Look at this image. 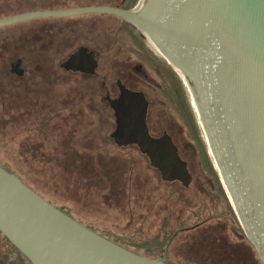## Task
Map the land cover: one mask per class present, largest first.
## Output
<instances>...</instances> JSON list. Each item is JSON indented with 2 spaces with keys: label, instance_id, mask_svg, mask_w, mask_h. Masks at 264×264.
<instances>
[{
  "label": "water",
  "instance_id": "water-1",
  "mask_svg": "<svg viewBox=\"0 0 264 264\" xmlns=\"http://www.w3.org/2000/svg\"><path fill=\"white\" fill-rule=\"evenodd\" d=\"M90 13L133 24L175 68L214 167L264 264V0H144L137 11L34 13L2 20L0 27ZM153 143L141 149L157 166ZM170 162L180 165L175 153ZM0 232L32 264H164L86 228L1 166Z\"/></svg>",
  "mask_w": 264,
  "mask_h": 264
},
{
  "label": "flooded vegetation",
  "instance_id": "flooded-vegetation-1",
  "mask_svg": "<svg viewBox=\"0 0 264 264\" xmlns=\"http://www.w3.org/2000/svg\"><path fill=\"white\" fill-rule=\"evenodd\" d=\"M138 1L83 0L78 9L137 11L141 8ZM90 14L96 16L83 26L77 45L55 49L50 56L55 65L49 66H55L59 72L51 73L52 77L79 90L78 102L93 116H86L83 121L84 115L72 109L64 118L60 111L53 110L65 125L57 131L50 116L46 128L54 129L58 135L77 118L84 128L98 131L100 144L112 147L115 153L123 148L129 160L139 158L144 165L140 218L143 228L151 226L149 233L154 231L160 240L159 246L149 248L151 251L155 247L152 255L159 257V261L166 264L165 259L171 257L174 263L199 264L193 260L205 258L206 264L212 257L224 256L226 264H243L244 241L239 219L234 217L236 212L228 203L217 170L218 178L210 169V161H206L201 137H196V124L189 114L179 74L139 28L115 15ZM15 57L13 64L22 67L14 76L22 82L20 87L26 89L27 63L17 50ZM66 139L73 141L72 130ZM148 140L154 142L153 148L159 153L157 166L141 149V144ZM174 153L180 165L170 162ZM74 155L77 161L85 159L83 154ZM113 157L116 160V155ZM145 209L154 212V220L144 216ZM169 238L170 243L165 244ZM145 244L147 249L151 245Z\"/></svg>",
  "mask_w": 264,
  "mask_h": 264
},
{
  "label": "rangeland",
  "instance_id": "rangeland-1",
  "mask_svg": "<svg viewBox=\"0 0 264 264\" xmlns=\"http://www.w3.org/2000/svg\"><path fill=\"white\" fill-rule=\"evenodd\" d=\"M142 4V0H139L138 6L141 7ZM82 5L83 0H0V21L34 13L71 11L81 8ZM95 16L83 14L59 18H35L0 27V158L12 163L21 175L27 177L28 182L33 183L40 191L25 184L47 202H51L56 207L60 205L68 208L73 215L96 224L99 229L97 232L110 230L116 235L131 237L139 233L137 235L139 241L152 243L156 238L155 232L149 233L151 226L143 228V220L140 218V198L137 196L139 193L133 191V186L137 184L143 169L139 158L129 160L124 151L116 150L115 153L112 148L103 146L100 144L102 141L99 140L98 131L84 128L81 120L77 118L71 120L58 135L54 133V129H51L52 142L47 145L42 142L41 151H36V146L41 143L35 140V132L32 130H35L39 124L36 117H53L57 131H60L65 124L59 122L61 118L52 113L53 110L60 111L63 118L71 109L77 114H83V121H86V116H93L88 114L80 101L78 102L79 90L71 89L62 79L52 77L51 73L59 72L55 66L49 64L55 65L51 59L53 57H50L52 53L55 54V49L77 45L80 37L83 36V26ZM16 50L27 63L26 89L20 87L22 82L11 74ZM183 87L188 98L189 114L196 124V137H201L206 161L212 164L187 90L184 85ZM19 103L27 104L33 117L28 118L29 115L17 112ZM71 130L74 135L73 141L65 140ZM28 133L33 141H23ZM86 134L94 137V142L91 139L86 140L84 138ZM8 142L15 147L18 157H23V145L25 152L31 155L30 158L18 162L17 158L12 157V147L8 146L10 145ZM27 142L32 145H28ZM5 143L8 145L5 146ZM93 144L100 146L99 151ZM77 153L84 155V161L73 158ZM87 153L90 155H86ZM113 155H116V160ZM86 156L94 160H89ZM100 158H104L103 161H95ZM132 171H134V180L131 187L128 176ZM128 189H131L132 196ZM144 216L149 220L155 219L154 212L150 213L149 209L144 210ZM143 231L148 235H144ZM204 259H194L193 262L204 264ZM226 262V257L217 256L212 257V261L206 264H226ZM249 262L251 260L248 257L247 263Z\"/></svg>",
  "mask_w": 264,
  "mask_h": 264
},
{
  "label": "trees",
  "instance_id": "trees-1",
  "mask_svg": "<svg viewBox=\"0 0 264 264\" xmlns=\"http://www.w3.org/2000/svg\"><path fill=\"white\" fill-rule=\"evenodd\" d=\"M22 66H20L19 64H12L11 65V74H14L16 76H18V68H21ZM31 105V103H30ZM22 106V107H21ZM32 106V105H31ZM21 107V108H20ZM17 109V112H21V114H24V115H29V117H33L30 113H32L29 109H28V105L27 104H23L21 105V103L18 104V108ZM16 116H17V113H16ZM14 119L16 120V117H15V114H14ZM46 117V116H45ZM35 118V117H34ZM48 117L46 118H41V116H38L36 117L37 121H38V126L35 127V130L32 129L35 134H34V138L35 140H37V142H41L39 143L38 147L36 146V151L40 152L41 151V147H43V143H45V145L49 144L52 142L51 140V136L53 133L50 134L51 130L48 131L49 128H46L47 126V122L49 121L47 119ZM30 131V130H29ZM55 131V130H54ZM30 133V132H29ZM29 133H28V136L26 139H24L23 141L25 140H32L33 141V138H30L29 137ZM46 133L49 134V137L47 138L46 137ZM84 138L87 140V139H91L92 142H94L95 138L94 137H90L89 135H85ZM55 140V139H53ZM22 141V142H23ZM56 141V140H55ZM83 141V139L81 140ZM80 141V142H81ZM21 142V144H23ZM9 143V142H8ZM10 145L8 144H4L5 146L8 145L9 147H12V157L14 159H18V162L23 160V159H28L30 158L29 156H31L28 152H25L24 150V146L22 145V152H23V157H18L16 155V149L15 147L9 143ZM27 144L29 145H32L30 142H27ZM94 146V144H93ZM103 146H106V147H110V146H107V145H103ZM95 149H97L99 151V147L100 146H94ZM112 148V147H110ZM121 148V147H119ZM119 151H124L123 148L121 149H117ZM125 152V151H124ZM89 154V153H87ZM25 156V157H24ZM104 158H100L98 160H95L97 162H101L103 161ZM213 164V163H212ZM210 164V169L213 171L214 173V177L218 178V175L215 171V168H214V165ZM0 166L5 169L7 172H9L10 174H13L15 175L18 179H20L24 184L27 183L29 184L31 187L33 188H36L37 190H39L37 187L34 186L33 183H29L28 182V178L27 177H24L23 175H21V173H19L15 168H14V165L12 163H10L9 161H4L3 159L0 158ZM143 169H142V172L144 170V165L142 166ZM134 168V167H133ZM134 170V169H133ZM115 171V170H114ZM134 171H132V173L129 174L128 176V181H129V184L130 186L132 187V182L134 180ZM143 173L140 175V177L137 179V184L135 186H133V191L135 193H139V195H137L139 198H140V185L142 184V177H143ZM26 185V184H25ZM220 185V183H219ZM221 186V185H220ZM29 187V186H28ZM30 188V187H29ZM33 190V189H32ZM131 193V196H132V191L131 189H128ZM40 191V190H39ZM37 193V192H36ZM38 194V193H37ZM44 194V193H43ZM39 196H41L40 194H38ZM151 195H154V194H151ZM43 198V197H42ZM229 199H228V203H229ZM50 204H52L51 202H49ZM53 205V204H52ZM59 205V204H58ZM230 205V203H229ZM54 206V205H53ZM56 207V206H55ZM56 208H58L59 210H61L63 213L67 214L69 217H71L72 219H74L75 221L79 222L80 224H82L83 226H85L86 228L94 231L95 233L99 234L100 236L108 239L109 241L137 254V255H140L142 257H145L147 259H150V260H153V261H159V257L157 256H154L152 255V251L155 250V247L158 245H160V240L156 239L151 243V245L148 246V249H147V246L148 244H145L141 241H139L138 239H136V236L135 234L133 235L134 237H131V236H122V235H116L114 233H112L111 231L109 230H106V231H100V232H97L99 231L97 229V227L95 226V224L93 223H90V222H86L84 220H82L81 218L73 215L70 211V209L68 208H65V207H62V206H57ZM134 212L137 213V210L134 209ZM234 217L236 218L237 220V217L236 214H234ZM238 221V220H237ZM238 226L242 232V235H243V241H244V244H243V257H244V261L243 262H246L245 264H262L261 261L259 260L258 256H257V253L254 249V247L252 246V244L250 243V241L248 240V238L246 237L245 235V232L243 230V227L240 225L239 221H238ZM156 236V235H155ZM158 238V237H157ZM170 243V238L165 240V244H169ZM155 247L153 248V250H149L150 247L154 246ZM248 257L250 258L251 262L247 263V259ZM165 263L166 264H178V263H174L173 260L171 259V257L169 258H166L165 259ZM0 264H32L30 262V260L21 252L19 251V249H17L1 232H0ZM179 264H185L183 262H180Z\"/></svg>",
  "mask_w": 264,
  "mask_h": 264
},
{
  "label": "bare ground",
  "instance_id": "bare-ground-1",
  "mask_svg": "<svg viewBox=\"0 0 264 264\" xmlns=\"http://www.w3.org/2000/svg\"><path fill=\"white\" fill-rule=\"evenodd\" d=\"M144 2V0H142V3ZM209 151V150H208ZM210 154V153H209ZM227 197V196H226Z\"/></svg>",
  "mask_w": 264,
  "mask_h": 264
}]
</instances>
